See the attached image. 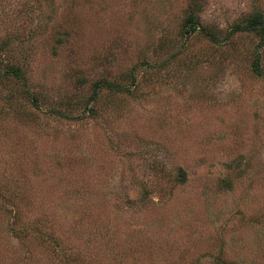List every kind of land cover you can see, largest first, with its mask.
<instances>
[{
    "label": "rangeland",
    "instance_id": "1",
    "mask_svg": "<svg viewBox=\"0 0 264 264\" xmlns=\"http://www.w3.org/2000/svg\"><path fill=\"white\" fill-rule=\"evenodd\" d=\"M201 1L202 21L223 33L264 20V0ZM186 7L0 0V40L44 105L8 104L0 83V185L29 199L27 227L56 229L84 264H264V44L254 32L185 39ZM130 72L131 94L104 91L82 114L92 82ZM175 165L186 180L170 188L161 175ZM4 212L0 264H58L36 234L10 236Z\"/></svg>",
    "mask_w": 264,
    "mask_h": 264
},
{
    "label": "trees",
    "instance_id": "2",
    "mask_svg": "<svg viewBox=\"0 0 264 264\" xmlns=\"http://www.w3.org/2000/svg\"><path fill=\"white\" fill-rule=\"evenodd\" d=\"M203 8L201 0H187V7L185 10V15L181 24V36L185 39L190 38L194 34H200L207 40L213 43L226 44L231 42V37L235 33L242 32H254L261 36L262 44H264V20L260 12H256L244 20L237 22L233 27H231L229 33H223L220 28L211 27L205 24L200 16V12ZM12 41L9 38L0 40V83L6 84L10 87L5 101L8 104L22 103V100L29 103L30 107L35 109H43V100L37 94H35L29 87L27 76L25 75L22 67L13 61ZM260 56L257 55L253 66H251V71L253 74L261 75L262 70L259 66ZM131 80L126 82L117 81L114 78H109L106 76L98 78L96 81L92 82L93 89L91 94L85 101V106L82 109V114L88 111L90 116L95 114V109L93 105L100 99L101 94L104 91L108 93H126L131 94L133 92V86L135 85L134 73L130 72ZM80 85L84 84V79H78ZM90 104V105H89ZM20 105V104H19ZM46 108V107H44ZM52 113L50 115L61 116L66 119L73 118L72 115L68 113H62L59 109H50ZM56 114V115H55ZM85 116L79 115L74 117L75 120L81 121ZM232 168V161L228 164ZM166 170L167 168H162ZM167 175L168 177H166ZM162 179H167L170 182V188L180 185L186 180L185 170L179 166L175 165L173 168L169 169V174L161 175ZM226 186H231L230 182L225 183ZM145 198L147 191L142 190ZM21 191L16 188H8L4 185H0V206L2 212L7 217L11 216L13 219L11 222H5L6 232H10L12 237L16 239H23L31 234H36L38 240L45 245L48 252L53 255V258L58 262V264H84L81 259L76 255V247L68 245L64 238L56 233V229L50 230L44 226V230L47 236L42 234V225H34V227H27L22 220V208L29 205V199H24L21 197ZM9 205V207H8ZM7 206V207H6ZM12 206V207H11ZM29 212L30 208H29ZM28 214V213H27ZM47 214V213H46ZM47 216V215H46ZM214 264H237L234 261L221 259L219 256L214 257Z\"/></svg>",
    "mask_w": 264,
    "mask_h": 264
}]
</instances>
